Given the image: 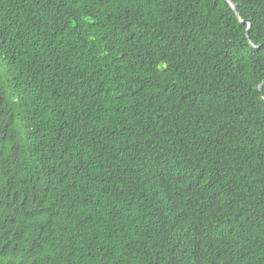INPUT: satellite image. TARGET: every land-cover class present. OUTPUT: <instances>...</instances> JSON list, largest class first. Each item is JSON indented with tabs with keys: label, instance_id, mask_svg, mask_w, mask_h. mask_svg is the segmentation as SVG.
Here are the masks:
<instances>
[{
	"label": "trees",
	"instance_id": "16d2710c",
	"mask_svg": "<svg viewBox=\"0 0 264 264\" xmlns=\"http://www.w3.org/2000/svg\"><path fill=\"white\" fill-rule=\"evenodd\" d=\"M232 1L0 0V264H264V0Z\"/></svg>",
	"mask_w": 264,
	"mask_h": 264
},
{
	"label": "water",
	"instance_id": "95a60500",
	"mask_svg": "<svg viewBox=\"0 0 264 264\" xmlns=\"http://www.w3.org/2000/svg\"><path fill=\"white\" fill-rule=\"evenodd\" d=\"M227 1L229 2L231 7L233 8L235 14L239 17L238 12H237L238 10H237L236 4L232 0H227ZM240 22H241V24H247L248 25V29H247V33H246L248 35L249 28L251 26L250 21L249 20H240ZM254 47H256V46H254ZM263 86H264V82L260 86L257 87V90H258L259 93H261L262 97L264 98V92L262 91Z\"/></svg>",
	"mask_w": 264,
	"mask_h": 264
}]
</instances>
